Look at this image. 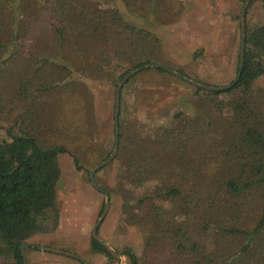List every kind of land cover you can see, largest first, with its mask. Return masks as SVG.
<instances>
[{
    "label": "trees",
    "instance_id": "16d2710c",
    "mask_svg": "<svg viewBox=\"0 0 264 264\" xmlns=\"http://www.w3.org/2000/svg\"><path fill=\"white\" fill-rule=\"evenodd\" d=\"M122 1L131 15L164 4ZM109 3L0 0V258L8 263L23 264L21 243L58 227L59 154L88 173L112 151L113 124L105 142L92 84L116 85L160 58V38ZM263 76L264 23H246L238 81L223 91L195 87V115L176 112L162 134L139 123L121 89L109 164L118 183L106 190L120 195L125 222L146 231L139 252L121 253L130 264H264V86L255 88Z\"/></svg>",
    "mask_w": 264,
    "mask_h": 264
},
{
    "label": "rangeland",
    "instance_id": "374dc122",
    "mask_svg": "<svg viewBox=\"0 0 264 264\" xmlns=\"http://www.w3.org/2000/svg\"><path fill=\"white\" fill-rule=\"evenodd\" d=\"M108 1H110L109 5L121 11L127 20L148 28L160 38L162 44L160 58L148 63L163 64L168 68L182 71L185 76L212 86L226 85L235 78L239 62L240 10L243 0H163L164 4L162 3L158 10L150 9L140 15H131L122 0ZM252 1L251 6L249 8L247 6L246 9L248 14L245 18V26L246 23L248 25L264 23L263 0ZM154 68L157 67H146L138 71L122 88L126 106L134 107L135 117L139 119V123L152 126L155 133L160 135L164 129L171 126L176 112L195 115V86L180 78L178 79L181 81L175 80ZM117 84L110 81L92 84L96 119L99 129L105 131V142L112 135ZM261 86H264V76L255 82V88ZM58 160L62 168L58 184V201L66 221L63 227L69 230V226H73L79 230L88 224L90 239L91 229L102 212L105 197L101 191L92 186L89 170L102 160L90 167L88 173L85 170H76L69 154H59ZM110 163L94 173L96 183L105 191L106 188H114L118 183L117 166L109 165ZM97 233L116 254L120 255L119 257L113 255L116 259L111 264H130L127 257L121 254L122 251L126 247H131L139 252L146 237L144 228L125 222L121 212V197L115 192L109 195V207ZM41 236H35L30 242L40 245L46 241ZM73 238L76 241L65 237L60 240L53 238L49 243L90 262L92 256L87 252L86 243L74 236ZM26 251L30 264H36L33 259L36 251L28 252V249ZM54 254L62 256L61 259L65 262L61 264H83L75 258ZM99 254L105 258L99 264H110L104 254ZM0 264H12V262L8 263L5 258H0Z\"/></svg>",
    "mask_w": 264,
    "mask_h": 264
},
{
    "label": "water",
    "instance_id": "95a60500",
    "mask_svg": "<svg viewBox=\"0 0 264 264\" xmlns=\"http://www.w3.org/2000/svg\"><path fill=\"white\" fill-rule=\"evenodd\" d=\"M250 1L252 0H243L242 5H241V10H240V46H239V62H238V70L236 72V76L235 78L228 84L223 85V86H212L209 85L207 83H203L197 80H194L188 76H185L184 74H182L181 72L175 70V69H171L168 68L166 66H164L163 64L160 63H146L143 65H140L138 67H135L131 70H129L128 72H126L122 78L120 79L119 83L116 86L115 89V99H114V113H113V126H114V146L112 149V152L101 162H99L95 167H93L92 169L89 170V179L90 182L92 184L93 187H95L97 190L101 191L104 194L105 200H104V207L102 209V212L100 214V216L97 218V220L95 221L92 229H91V234L92 237L94 239H96L97 241H99L102 245L105 246V248L112 254L115 255L116 257H119L120 255L116 254L107 244V242H105L103 239H101L98 236L97 233V229L102 221V219L104 218L108 207H109V195L107 193V191L103 190L101 187H99V185L96 183L95 178H94V173L96 172V170L102 168L103 166L107 165L108 163L111 162V160L115 157L117 150H118V133H119V129H118V116H119V105H120V92L121 89L123 87V85L126 83V81L133 76L134 74H136L138 71L146 68V67H157V68H161L165 71H167L168 73L176 76L177 78H180L190 84H192L193 86L197 87V88H201L203 90H208V91H223L225 89L231 88L239 79V76L241 74V70L243 67V63H244V56H245V35H246V26H245V18H246V9L248 4L250 3ZM263 8H264V0H263ZM27 247H31V248H37L39 250H43V251H51L54 253H58V254H63L72 258H75L77 260H79L80 262H82L83 264H91L90 262H88L86 259L82 258L81 256L73 253V252H69V251H64V250H60V249H56L53 247H47L44 245H38L35 244L33 242L30 241H24L21 243L20 245V251H21V255H22V263L23 264H29L28 261V255H27ZM119 264V263H117Z\"/></svg>",
    "mask_w": 264,
    "mask_h": 264
},
{
    "label": "crops",
    "instance_id": "0c3cea01",
    "mask_svg": "<svg viewBox=\"0 0 264 264\" xmlns=\"http://www.w3.org/2000/svg\"><path fill=\"white\" fill-rule=\"evenodd\" d=\"M58 205H59V201H58ZM60 207L61 206H59L60 217H59V223H58L57 229L52 234H43L41 236V238H43L46 241L42 242L40 245H44L47 247H56V248L60 249L59 246L57 247V246L49 243V240L52 241L53 238H57L60 240L61 238L65 239V237L74 239L73 238V236H74L76 239L82 240L86 243L85 247L87 249V252L90 253V256H92V259L91 260L89 259V261L91 263L99 264L102 259L105 260V258L103 256H101L99 253H94V252L90 251V241L88 238L89 237V234H88L89 233V226H88V224L84 225L83 228L79 229V230H76L73 226L72 227L69 226V230L64 229L63 226H64L66 221L64 220V214L62 212V208H60ZM94 211H95V209L92 210V212H94ZM70 224L72 225L71 221H70ZM61 258H62L61 255L57 256L54 253H51V251H43V250H38L35 252V255H33V259L35 260L34 262L36 264H61V263L65 262ZM29 264H30V262H29Z\"/></svg>",
    "mask_w": 264,
    "mask_h": 264
}]
</instances>
